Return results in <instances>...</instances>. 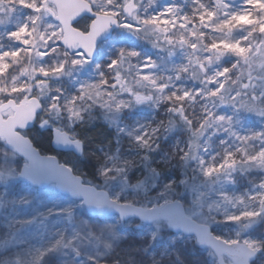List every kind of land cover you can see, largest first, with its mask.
<instances>
[{"label":"rangeland","instance_id":"1","mask_svg":"<svg viewBox=\"0 0 264 264\" xmlns=\"http://www.w3.org/2000/svg\"><path fill=\"white\" fill-rule=\"evenodd\" d=\"M86 1L102 14L120 12V24L134 23L118 6L124 0H113L111 6L108 0ZM228 2L230 12L244 10L245 0ZM42 3L0 0V52H20L17 60L9 59L10 70L0 75V88L26 85L24 95L42 102V116L50 127L73 139L80 138L82 126H107L111 141L86 154L96 170L74 171L87 184L122 204L155 208L180 201L189 217L228 243L250 247L257 256L253 264H264V80L260 79L264 68L257 61L249 76L242 62L231 67V57L219 65L209 64L206 52L212 42L242 37L248 29L225 34L196 20L191 27L174 30L177 40L184 37L188 44L169 45L162 38L154 43L156 36L138 31L143 26L134 23L131 29L119 27L91 61L62 46V26L51 14L28 7ZM136 3L142 18L169 5L178 10V23L182 16L194 14L193 0H157L154 6L151 0ZM48 7L56 13L54 5ZM24 24L29 31L35 29L33 37H25L32 40L31 47L11 35ZM89 25L90 20H83L77 28L87 32ZM42 35L45 40L51 37L47 44ZM193 43L195 50L190 47ZM44 48L49 54L41 65L38 50ZM121 49L137 51L139 56L129 58L130 64L125 60L110 68ZM72 60L80 63L72 65ZM60 64L66 65L64 73L35 79L41 66L51 73ZM133 65H147L143 74L155 78L156 84L140 81ZM224 67L231 69L230 75L216 79L218 91L213 97L202 69L214 75ZM243 84L250 86L245 89ZM185 92L187 98L176 99ZM137 96L145 99L138 102ZM13 98L22 100L19 93ZM221 116L224 120H219ZM24 134L34 143L43 136L39 129ZM65 155L70 159L71 154ZM25 163L0 139V264H218L214 253L201 248L195 237L173 233L164 221L144 224L134 219L123 222L118 216H92L81 201L61 195L54 186L36 189L20 182L17 177ZM209 168L221 171L205 175ZM149 179L154 180L151 187ZM69 207L71 218L63 211ZM245 212L260 215L226 221Z\"/></svg>","mask_w":264,"mask_h":264},{"label":"snow or ice","instance_id":"2","mask_svg":"<svg viewBox=\"0 0 264 264\" xmlns=\"http://www.w3.org/2000/svg\"><path fill=\"white\" fill-rule=\"evenodd\" d=\"M109 5L113 4V0H108ZM151 3L156 5L157 0H151ZM194 4V14L189 16H182V23H178V10L169 5L166 8H163L159 11L157 15H151L147 18H142L139 16V5L136 3V0H124L123 4L118 5L123 9V13L134 21L135 24L142 25L143 28L137 29L138 31H144L146 35H155L156 40L154 43L159 44L161 38L168 43L169 45L174 42H178L180 44H188L189 41L180 37L178 40L174 35V30L177 28L184 29L186 27H191L192 23L196 20L200 22L202 26H206L210 31L221 32V33H236L237 30H243L244 28L248 29L246 35L242 37H234L231 40L221 39L219 42H212L210 45L206 47L207 52V61L209 64H212L215 61L216 65H219L220 62L224 60L225 57H231L232 62L231 67L235 68L238 66L237 62H242L244 65L248 66L249 72L248 75L251 76L253 65L258 61L259 66L264 68V0H245V7L243 11L240 12H230L229 9L231 5L228 0H209V4H205L204 0H193ZM28 7L34 8L35 11H52L51 8L48 7V0H43V3L39 6L36 4L28 5ZM55 14V13H53ZM121 15L120 12H108L105 11L100 16V24L96 29L95 34L93 36V40L100 34L104 32H108L111 30L112 25H116L120 28H128L131 29L134 27V23H126L120 24L117 17ZM90 20L94 23L96 22L95 14L91 16ZM34 23V22H33ZM73 24L76 23L75 20L72 21ZM35 29L29 31L28 24L22 25L18 31L11 33L13 37H15L16 41L22 43L25 46L31 47L32 40L26 39L25 37H33ZM55 36L56 33L53 32L51 34ZM191 35L195 36L196 33L193 32ZM203 33H201V37ZM252 38V39H250ZM51 37H48L50 40ZM41 40L47 44L48 40H45L43 35L41 36ZM190 47L195 50L197 48L196 44H190ZM87 51L89 53L92 52V47L87 46ZM47 48L38 50V56L40 58L41 65H43V58L48 56ZM79 55H83V52H79ZM139 56V53L134 50H129L125 52L124 49L120 50L119 60L113 59L109 64L110 68L116 67L118 62L128 60L130 64L129 58H136ZM20 57V52L17 51H2L0 52V75H3L4 72L10 70L9 59L12 61L17 60ZM72 65H77L80 63L78 60H72ZM132 67L137 68V76L140 81L151 82L153 85L156 84L155 78L144 75V68L147 65H133ZM131 70V69H129ZM205 71V75L207 76V83L213 89L209 94L213 97L217 95V84L216 79L218 77H225L230 75L231 69L229 67H224L222 71L215 72L214 75H207V70ZM66 71V65L60 64L58 67L51 70V73L48 69L41 66L36 73L35 79L39 80L40 76L47 78L50 74H61ZM260 79L264 80V77ZM106 83V81H104ZM245 89H247L250 85L243 84ZM166 87V85L161 86V90ZM224 84L219 85V89H223ZM28 91L26 85L21 86H13L11 89L8 88H0V105H3L5 108L7 107H15L18 103L17 100L13 98L15 93H19L22 97V100L19 102L21 106L27 104L31 106L32 109L35 107H39L40 104L35 100H28V98L24 95L25 92ZM84 92L87 93V88L84 89ZM188 93L185 92L182 97H176V99H184L188 97ZM145 99L144 97L137 96V101ZM147 99H151V97H147ZM168 99H171L169 97ZM255 99V97H253ZM264 99V97H262ZM55 107V105H53ZM252 110V109H250ZM261 115H264V111H261ZM32 119L31 109L29 113L20 120L15 121L19 123L20 127H24L25 120ZM219 120H224V117H219ZM21 151H24L21 149ZM25 155H28L25 152ZM33 160V164H39L37 169L38 174L40 175L39 180H33L34 183H42V182H51L55 183V185L60 188L63 192L67 193L71 197L81 198L85 203L93 204L95 203L97 207L102 206L99 201V193H94L91 189H87L83 187L78 178H65L60 176L54 172H48L46 167L36 160V158L30 157ZM232 166V165H229ZM29 165H25V173H27V169ZM224 166H221V169ZM221 169L209 168L205 171V175H210L212 172H219ZM32 179V177H29ZM264 187V185H262ZM114 203V202H113ZM264 203V201H262ZM64 212L67 213L69 218H71L73 214V209L71 207L67 209H63ZM168 211V210H165ZM260 213L257 212H245L243 216H228L226 217V221H240L243 217H257ZM31 223V221H29ZM192 227L200 232L201 236H205L207 234V229L203 228L201 225H192ZM232 243H236L233 241Z\"/></svg>","mask_w":264,"mask_h":264},{"label":"water","instance_id":"3","mask_svg":"<svg viewBox=\"0 0 264 264\" xmlns=\"http://www.w3.org/2000/svg\"><path fill=\"white\" fill-rule=\"evenodd\" d=\"M50 4L55 5L57 9V15L50 13L54 16L55 20L62 25L64 32L61 44L70 53L84 52L88 58L95 60L97 57V49L100 44L109 40L113 33L119 28L116 25H112V28L108 32H104L97 36L93 40L96 29L100 24V16L93 11L92 5L85 0H48ZM95 14L96 22L93 21L90 24L89 32L83 33L76 29L74 26L85 17L91 18ZM124 14V13H123ZM127 18L129 16L125 15ZM76 23L73 24L72 21ZM87 46L92 47V52L87 51ZM31 100L37 101L40 106L34 109L31 106L24 104L21 106L17 104L15 107L5 108L0 105V138L4 141L5 146L18 156L24 158L27 161V165L30 167L25 173V165L21 169L18 179L28 184L45 189L50 185H55L51 182L34 183L33 180H39L38 174L39 164H33V160L30 157L36 158L38 162H41L48 172H54L65 178H78L81 185L87 189H91L94 193H99V201L102 206L97 207L95 203L88 204L81 198L71 197L67 193L63 192L55 185L57 191L65 196H68L77 201H83L85 208L92 216H112L117 215L121 221H128L130 219L138 220L145 224H153L156 221H164L168 224L169 229L175 233H184L186 236H194L197 242L203 248H210L218 256L220 264H226L223 261V257H228L235 262V264H251L256 259L255 252L248 248L244 244L240 243H227L224 240L217 238L212 229L204 224H199L186 215L183 205L179 201H173L165 205L155 208H144L130 204H122L111 199L108 192L104 190H97L93 186L84 184L81 177L76 176L73 171L66 165L60 162V160L54 155H43L33 144L30 138L24 136L22 131H29L34 128L38 115L42 112V105L37 98ZM32 119L25 120V126L20 127L19 123L15 121L23 119L30 111ZM12 110L14 115L4 119L3 113L5 111ZM46 122L41 125L44 129ZM52 148L57 152H73L76 156L82 157L85 149L84 144L79 140H72L66 132H62L58 129H54L52 132ZM23 149L24 151H21ZM25 152L28 155H25ZM29 177H32L30 179ZM114 202V203H113ZM168 210V211H165ZM192 225H201L207 229V234L201 236L200 232L195 230Z\"/></svg>","mask_w":264,"mask_h":264},{"label":"trees","instance_id":"4","mask_svg":"<svg viewBox=\"0 0 264 264\" xmlns=\"http://www.w3.org/2000/svg\"><path fill=\"white\" fill-rule=\"evenodd\" d=\"M30 94L29 96H31ZM28 96V97H29ZM176 123V122H175ZM81 134L80 139L86 142V152L85 157L83 159H79L73 155H70V159L66 158L65 154H56L60 160L65 162L67 165L71 166L73 170L79 171L80 174H92L93 171L96 170V164L92 160H86V154L88 155L89 151H93L92 147L96 145H100L103 143H109L112 138V134L109 132L106 125L96 124L93 126H82L80 127ZM51 134L50 132L43 133V136L40 140L35 142V145L41 150V152L46 154H54L50 145ZM154 180L149 179L147 182V187H151L153 185Z\"/></svg>","mask_w":264,"mask_h":264}]
</instances>
